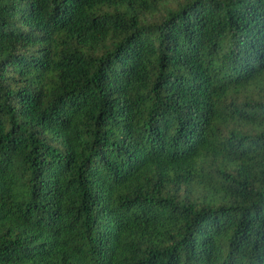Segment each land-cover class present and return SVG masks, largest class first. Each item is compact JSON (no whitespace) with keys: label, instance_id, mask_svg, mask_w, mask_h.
Listing matches in <instances>:
<instances>
[{"label":"trees","instance_id":"trees-1","mask_svg":"<svg viewBox=\"0 0 264 264\" xmlns=\"http://www.w3.org/2000/svg\"><path fill=\"white\" fill-rule=\"evenodd\" d=\"M0 264H264V0H0Z\"/></svg>","mask_w":264,"mask_h":264}]
</instances>
